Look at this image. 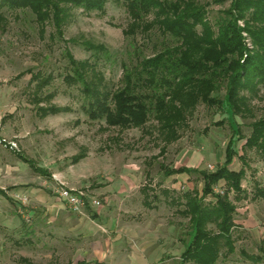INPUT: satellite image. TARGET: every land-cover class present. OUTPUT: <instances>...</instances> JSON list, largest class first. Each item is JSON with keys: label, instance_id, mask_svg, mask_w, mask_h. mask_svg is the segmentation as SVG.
Here are the masks:
<instances>
[{"label": "rangeland", "instance_id": "374dc122", "mask_svg": "<svg viewBox=\"0 0 264 264\" xmlns=\"http://www.w3.org/2000/svg\"><path fill=\"white\" fill-rule=\"evenodd\" d=\"M198 1L210 3L208 15L211 20L223 15L231 3V0ZM4 12L8 19L0 26V137L16 142L23 155L34 160L37 166L51 171L53 178L36 173L17 153L0 143V187L5 188L10 197L0 195V264H19L21 257L42 264L74 261L73 246L80 241L58 238L56 233L52 236L50 228L42 222L48 203L46 199H49L47 190L52 191L50 198H53L59 195L62 187L82 188L100 199L102 205L111 200L118 208L124 201L119 199L120 193L108 194L102 187L112 178L115 181L123 170L129 178L137 181L135 187H129L132 197L128 203L136 206L137 198L143 196L141 187L150 185L160 197L159 208L154 213L170 224H176V238H163L155 246L165 252L154 259V264H194L182 261V253L193 231L189 220L177 211L182 207L165 200L162 190L171 185L160 165L207 170H211L212 165L216 170L225 161L226 147L235 134L234 128H239L244 138L235 143L237 155L230 168H245L244 192L240 196L230 193L237 206L233 231L235 251L227 256L223 253L216 264H264V201L254 199L256 185L264 184V158L256 149L243 148L252 131L251 123L264 117V85L251 101L254 116H233L218 106L200 103L190 116L188 127L180 129L181 138L167 145L165 152L160 154L164 142L159 138L157 121L153 117L144 128L130 129L109 127L105 120L89 118L79 87L64 81L69 67L63 52L68 47L77 60L94 61V52L87 50L81 42L104 44L110 50L112 60L102 59L101 70L109 86L117 88L121 85L124 61L152 55L158 49L174 44L171 35L154 28L147 36L140 32L135 38L126 36L124 30L131 22L130 15L125 5L113 1L108 2L104 13H87L75 8L71 21L64 28L63 39L51 38L55 33L52 25L43 35L29 11L4 9ZM38 72L55 77L43 94L54 93L52 103L70 106L71 111L46 117L36 113L32 101L35 83L30 84V80L32 74ZM225 92L223 87L220 97ZM82 152L87 157L74 163L73 157ZM243 155L245 160L241 158ZM203 184L201 175L193 173L186 184L171 189L168 199L179 197L188 190L201 192ZM225 189L223 181L215 188L222 194ZM111 195L114 199L108 201ZM213 200L208 196L207 201ZM66 209L71 215H80L73 213L67 203ZM135 214L143 213L135 210ZM104 230L109 232L108 228ZM249 256L261 260L255 261ZM154 260L150 258V261ZM87 264L115 263L92 260ZM121 264L127 263L121 260Z\"/></svg>", "mask_w": 264, "mask_h": 264}, {"label": "trees", "instance_id": "16d2710c", "mask_svg": "<svg viewBox=\"0 0 264 264\" xmlns=\"http://www.w3.org/2000/svg\"><path fill=\"white\" fill-rule=\"evenodd\" d=\"M109 1L127 8L131 22L124 30L126 36L135 38L139 32L147 36L158 28L163 34L171 35L175 43L152 55L124 61L121 85L117 88L109 86L101 70L102 59L112 60L104 44L81 42L94 52V61L77 60L65 47L63 53L68 58L69 71L64 81L79 87L85 100V112L91 120H105L109 127L130 129L144 128L153 117L157 121L159 138L164 142L160 151L163 154L167 145L181 138L180 129L188 127L189 118L200 103L218 106L233 116H254L251 101L264 85V0H231L223 15L215 20L208 15L210 3L198 0H0V26L8 19L4 9L29 11L43 35L52 25L55 33L51 38L63 39L64 28L71 21L75 8L87 13H104ZM54 78L53 74H32L30 84L35 83L32 101L41 117L72 110L70 106L52 103L54 93L43 94ZM223 87L226 92L220 97ZM251 126V134L246 137L243 148L256 149L264 158V117L252 122ZM234 131L226 147L225 161L216 170L160 165L166 177L183 172L198 173L204 181L201 192L188 190L176 198L168 199L171 189L162 190L165 200L182 207L178 213L191 224L193 234L182 253L184 263L216 264L223 253L227 256L235 251L233 231L237 206L230 193L240 196L244 192L246 170L230 168L237 155L235 143L244 138L239 128ZM85 155L84 152L75 155L73 162L77 163ZM21 157L34 170L50 175L34 160ZM241 158L245 160L244 155ZM221 181L226 186L223 194L215 190ZM141 191L146 207H158L160 197L155 188L144 185ZM0 193L4 191L0 189ZM208 196L214 200L207 201ZM254 199L264 201V184L256 185ZM19 264L42 263L21 257Z\"/></svg>", "mask_w": 264, "mask_h": 264}, {"label": "crops", "instance_id": "0c3cea01", "mask_svg": "<svg viewBox=\"0 0 264 264\" xmlns=\"http://www.w3.org/2000/svg\"><path fill=\"white\" fill-rule=\"evenodd\" d=\"M0 143L7 145L17 153L23 162L30 165L21 157L23 154L16 142V146H12L10 141L0 137ZM210 169L213 171L215 168L211 165ZM34 171L46 178H53V173L49 170L50 175ZM127 175L123 170L117 179L115 178V181L112 178L102 187L108 194L120 193L118 197L119 199L123 198L126 201L125 204L123 201L122 205L115 208L110 200L114 199L111 195L109 196L111 198L108 199L110 203L102 206H89L84 215H71L66 209V200L61 197L60 192L59 195H55L53 192L55 196L50 198L52 191L47 190L49 199H46L48 203L45 204L47 208L45 209L44 220H42L44 226L50 228L52 236L56 233L58 238H74L75 242L80 241L77 246H73L76 261H69L66 264L89 263L92 260L110 261L115 264L119 262L121 264V260L127 264H154V259H158L165 252L164 249H155V246L160 244L163 238H176L174 235L176 224H170L169 221L163 220L164 217L160 214L154 213L157 212L159 206L156 208L146 207L142 191V199L137 198L136 206L135 203H128L130 202L129 198L132 197L129 187H135L137 181ZM189 178L190 174L186 172L167 177V183L171 185L168 188L179 189L184 183L186 184ZM66 188L76 191L83 190L72 186ZM0 189L4 191L0 195L10 198L5 188L0 187ZM139 203L142 208L138 205ZM135 210L141 211L143 214H135ZM87 214L89 218H87ZM105 228H108V233L104 232ZM150 258L154 262L150 261Z\"/></svg>", "mask_w": 264, "mask_h": 264}, {"label": "built area", "instance_id": "2783aa9c", "mask_svg": "<svg viewBox=\"0 0 264 264\" xmlns=\"http://www.w3.org/2000/svg\"><path fill=\"white\" fill-rule=\"evenodd\" d=\"M16 146L15 142H11ZM60 195L66 200L69 209L76 214L84 215L89 206H101L100 199L91 196L85 190H72L66 187L60 189Z\"/></svg>", "mask_w": 264, "mask_h": 264}]
</instances>
